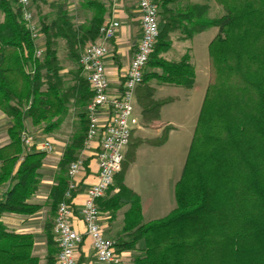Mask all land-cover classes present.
Listing matches in <instances>:
<instances>
[{
  "label": "trees",
  "instance_id": "trees-1",
  "mask_svg": "<svg viewBox=\"0 0 264 264\" xmlns=\"http://www.w3.org/2000/svg\"><path fill=\"white\" fill-rule=\"evenodd\" d=\"M154 1L160 32L147 63L150 71L137 88L144 120H156L159 108L168 102L152 99L153 91L146 87L150 79L187 90L194 83L187 54L176 62L159 57L169 47L168 34L182 29L190 37L209 28L217 33L208 44V84L174 186L176 207L163 218L143 222L138 195L122 183L142 141L129 142L115 186L98 201L100 211L111 219L127 204L115 247L118 252L133 251L141 242V254L132 264H264V0H214L224 14L213 19L205 17L204 5L173 11L169 6L180 0ZM31 2L44 39L41 58L34 57L35 45L14 0H0V111L12 123L7 131L10 142L0 149V188L10 184L0 194V214L39 210L27 200L36 191L45 154L26 153L18 163L23 154L20 134L27 120L48 134L60 126L72 101L80 109L90 102L92 93L79 71L71 85H64L57 42H65L67 58L76 64L84 44L98 38L104 23L105 9L94 1L87 3L94 7L93 16L79 29L73 28L64 9L50 20L40 7L46 0ZM85 128L72 136L58 163L59 175L49 194L54 216L67 184L65 169L77 159ZM167 131L146 142L162 145ZM46 230L53 246L50 224ZM32 244L31 235L7 232L0 223V264H37ZM48 263L54 264L51 256Z\"/></svg>",
  "mask_w": 264,
  "mask_h": 264
},
{
  "label": "built area",
  "instance_id": "built-area-1",
  "mask_svg": "<svg viewBox=\"0 0 264 264\" xmlns=\"http://www.w3.org/2000/svg\"><path fill=\"white\" fill-rule=\"evenodd\" d=\"M139 15L140 37L129 62L128 68L115 94L110 93V82L105 62L111 57L109 43L120 28L117 20L104 22L98 31V38L81 51L78 67L87 80L92 93L90 102L84 110L86 122L82 149L88 150L96 143L94 158L97 163L96 182L90 185L82 204L75 209L74 199L77 193L76 177L83 170V160L71 162L66 171L67 184L63 200L58 204L52 225V240L56 247V264H78L76 255L85 240H90L95 264H118L120 254L115 241L103 234L101 211L98 201L104 198L113 186L117 173L121 170L125 152L131 138L135 92L140 86L146 66L154 51L159 37V8L154 0H132ZM20 17L35 45L34 57L41 58L43 49L37 44L40 40V28L35 17L31 0H14ZM105 118H101V114ZM23 155L35 149L50 154L52 143L48 140L37 142L27 131L20 134ZM83 226L79 232L74 220Z\"/></svg>",
  "mask_w": 264,
  "mask_h": 264
},
{
  "label": "crops",
  "instance_id": "crops-1",
  "mask_svg": "<svg viewBox=\"0 0 264 264\" xmlns=\"http://www.w3.org/2000/svg\"><path fill=\"white\" fill-rule=\"evenodd\" d=\"M103 1L101 3L99 1V4H101L105 9L103 22L114 19L120 23V28L117 31L115 38L111 40L108 45L111 57L108 58L105 62L106 70L110 82V93L115 94L116 91H118V89L120 88V82L122 80V76L126 72L129 62L136 48L137 42L140 37V29L138 31L136 22L134 21V19L129 17L128 9L126 7L127 5L124 0H103ZM69 7L70 5H68L67 7L64 5V10L65 11L67 10L66 12H68ZM88 7L89 9L94 10L93 6H88ZM2 20H3V16L0 13V23L2 22ZM204 31L200 32L197 35L202 34ZM37 46L43 49L44 39L42 35L40 37ZM61 54L63 55L62 57L69 66L68 70H64V66L62 64V61L60 60ZM57 59L62 68L61 69L62 76L64 72L66 71L69 72V70H72L74 68L72 65H70V63L73 62H71L67 58L65 42L61 39H59L57 42ZM74 64L75 63H73V65ZM79 74L83 77L81 71L79 72ZM74 76L75 75L71 76L72 77L71 84L74 82ZM192 88L187 91L192 90ZM164 90H166L165 87L153 85L152 99L154 101H159V100L168 101L159 108L158 118L156 120H144L142 118L141 110L139 108L138 100H137L138 99L137 90L135 92V99L133 105L135 106V109L133 112V123H131L132 131H131L130 145L134 144L136 141H142V142L138 144L134 150L133 161L125 171L122 178V183L124 186L131 189L134 193L138 195L141 205L142 217L145 214V208L142 205L141 192L139 191V189L127 185L126 183L127 172L129 171V168L132 165H134V163L136 162L138 152L139 150H141L143 146H148L150 147L151 150H157V151L164 149L168 145L171 136L176 131H178V126L174 124L172 119H164L162 117V110L164 109V107H166L167 105L173 102L172 97L163 96L162 93L165 92ZM80 110H82V114H84L85 108L80 109L76 107L72 101V104L70 105L67 114L64 117L60 126L48 134L41 133L39 127H33L29 120L25 122L26 131L29 132L31 135H33L37 142L48 140L52 143L53 146L52 153L45 154L44 158L42 159L41 166L37 171L38 184L36 187V191L27 200V203L32 205H38L40 208L38 211L30 215L2 213L0 214V223L4 226L7 232L19 234V235H31L33 237L31 256L37 260V264H49L48 263L49 256L52 257L54 264H56L55 260H56L57 251H54L56 247L53 241H52L53 246L49 245V238L46 230V225L50 224V234L52 236V221L54 218V214L51 213L49 207V194L51 192V189L56 185V179L57 176L59 175L58 163L63 156L66 146L69 145L72 136L75 134L74 128L76 127V123L78 119L77 116L80 113L79 112ZM101 118L102 119L105 118L104 113L101 114ZM82 121L83 122L85 121L84 116ZM144 122H151V123L144 124ZM151 124H153V126H151ZM11 125H12L11 120L0 111V149L6 146L7 144H9L10 142L7 131L11 127ZM165 128L168 129L167 138L162 145L153 146L146 142L159 138ZM95 150H96V143H93L91 144L88 150H83L81 148V150L78 152V157L81 158L83 162L86 161V166L83 165V170L76 177L78 188L74 199L75 209H78V207L82 204L87 188L96 182L98 168H97L96 160L94 158ZM33 151L36 150L32 149L28 153H31ZM20 161L21 160H19L18 163ZM67 167L65 169L66 171H67ZM9 187H10L9 183L3 184L0 188V194L1 195L4 194V192ZM124 207L125 209L121 214V219L119 220V223L116 217L118 212H120V210L115 214L114 217L115 219H111L108 213H102L103 215L101 214V226L103 228V234L105 237L108 238L109 230H112V232L118 236L123 225L122 223L123 214L127 209V204H125ZM102 216L106 217L104 218L105 222L102 221L103 219ZM74 225L79 232H83V226L78 220L76 219L74 220ZM51 249H53V251H51ZM119 254H120V262L118 264H132L134 257L138 256V255L132 256V251H122L119 252ZM76 259L78 264H95L90 240L88 239L85 240L80 251L76 255Z\"/></svg>",
  "mask_w": 264,
  "mask_h": 264
},
{
  "label": "rangeland",
  "instance_id": "rangeland-1",
  "mask_svg": "<svg viewBox=\"0 0 264 264\" xmlns=\"http://www.w3.org/2000/svg\"><path fill=\"white\" fill-rule=\"evenodd\" d=\"M46 1L47 2L45 4H40L43 15H46L51 20L55 18L60 9H64V5L66 7L70 5L67 12L69 19L73 28L79 29L80 27L86 25L94 14V10L89 9L87 3L92 1L97 3L100 1L101 3L103 0ZM124 1L127 5L126 7L128 9V15L130 18L134 19L139 31V15L134 2L132 0ZM191 4H200L206 6L207 12L205 17L209 19L218 18L224 14L222 7L214 0H180L169 7H171L173 11H176ZM32 7H34L33 4ZM34 13L36 19L38 20V14L35 7ZM216 33L217 30L215 28L206 29L202 34H193L190 37H188L185 31L182 29L170 32L167 36L170 41L169 47L166 51L159 54V57L167 62H176L186 54L189 56V64L194 69V85L192 90L187 91V89L183 87L173 84L161 83L156 79H150L146 83V87H149L152 89V91L153 85L165 87L166 90H164L165 92L162 93L163 96H169L173 98V102L164 107L162 110V117L164 119H172L174 124L178 126V131H176L171 136L168 145L164 149L157 151L151 150L148 146H143L138 152L136 162L129 168V171L127 172V185L133 186L134 188L139 189L141 192L142 205L145 208V214L142 217L144 223L149 222L150 220L163 218L176 207L174 184L181 175L196 119L208 84L209 62L207 48L208 44L214 38ZM96 40L93 42H96ZM93 42H86L82 50H84L87 45ZM62 56L63 55L61 54L60 60L62 61L64 70H68L69 66ZM70 65H72L74 68L69 70V72L66 71L63 73L65 86L71 84L72 75H76L78 71L80 72L78 64L73 65V63H70ZM149 71L150 69L148 66H146L145 73H148ZM154 71L160 73L159 69H155ZM138 105L141 110V105L139 102ZM133 107L135 109V106ZM79 112L80 113L77 116L78 119L76 127L74 128L75 133H77L82 127H86V125L82 124L84 114L82 115V110ZM148 123L150 124L151 122H144V124ZM151 126H153V124H151ZM77 159L81 158H79L77 155ZM115 184L116 180L114 179V184L112 187H114ZM112 193L113 192H110V194ZM124 206L125 204L122 205L120 212L117 214L116 218L118 219V223L121 219V214L125 209ZM102 213L103 212H101V214ZM102 217V221L105 222L104 218L106 217ZM53 222L54 218L52 225ZM108 232V238L112 240L117 238V235H115L112 230H109ZM142 249L143 244L139 242L132 251V256L140 255Z\"/></svg>",
  "mask_w": 264,
  "mask_h": 264
}]
</instances>
